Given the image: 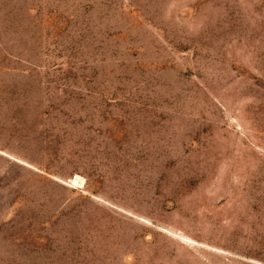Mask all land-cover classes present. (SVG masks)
I'll list each match as a JSON object with an SVG mask.
<instances>
[{
    "label": "rangeland",
    "instance_id": "374dc122",
    "mask_svg": "<svg viewBox=\"0 0 264 264\" xmlns=\"http://www.w3.org/2000/svg\"><path fill=\"white\" fill-rule=\"evenodd\" d=\"M0 264H264V0H0Z\"/></svg>",
    "mask_w": 264,
    "mask_h": 264
}]
</instances>
